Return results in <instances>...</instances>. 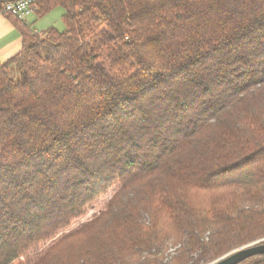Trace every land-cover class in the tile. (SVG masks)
Returning <instances> with one entry per match:
<instances>
[{
  "label": "trees",
  "instance_id": "16d2710c",
  "mask_svg": "<svg viewBox=\"0 0 264 264\" xmlns=\"http://www.w3.org/2000/svg\"><path fill=\"white\" fill-rule=\"evenodd\" d=\"M14 1L0 264L212 263L264 238V0H40L66 9L43 36Z\"/></svg>",
  "mask_w": 264,
  "mask_h": 264
},
{
  "label": "rangeland",
  "instance_id": "374dc122",
  "mask_svg": "<svg viewBox=\"0 0 264 264\" xmlns=\"http://www.w3.org/2000/svg\"><path fill=\"white\" fill-rule=\"evenodd\" d=\"M8 4V3H7ZM6 4V5H7ZM6 7V6H5ZM4 12L5 13H8L5 11L4 9ZM66 13V9L62 8V7H58V8H55L51 13H49L48 15L44 16V17H41L39 18L37 15H32L30 18H28L27 20H21V21H25L27 23H30V25H33L34 28H35V31L40 35V36H43L45 34V32L50 29V28H56L58 31L60 32H64L66 30V27L62 21V17L63 15ZM1 14V13H0ZM9 14V13H8ZM3 15V14H1ZM13 16V15H12ZM17 18V17H16ZM19 19V18H18ZM101 204V203H100ZM104 204V203H103ZM99 205V204H98ZM96 206V208H99V206ZM104 207V206H103ZM97 212H99V210H97ZM261 240H264L263 239H260V240H257L255 242H258V241H261ZM206 241H208V238H206ZM254 243V242H253ZM264 243V242H262ZM252 244V243H250ZM249 245V244H247ZM246 246V245H245ZM181 246H170L167 254H166V259L164 261V263L166 264L167 262H169L172 257H174L176 254H177V250L180 248ZM244 247V246H243ZM241 248V247H240ZM239 249V248H237ZM236 250V249H235ZM233 250V251H235ZM232 252V251H231ZM229 252V253H231ZM228 254V253H227ZM195 257H198V255H194ZM223 257V256H222ZM213 262V261H212ZM200 264H210V263H200Z\"/></svg>",
  "mask_w": 264,
  "mask_h": 264
},
{
  "label": "crops",
  "instance_id": "0c3cea01",
  "mask_svg": "<svg viewBox=\"0 0 264 264\" xmlns=\"http://www.w3.org/2000/svg\"><path fill=\"white\" fill-rule=\"evenodd\" d=\"M22 48V36L13 24L0 14V63L16 55Z\"/></svg>",
  "mask_w": 264,
  "mask_h": 264
},
{
  "label": "water",
  "instance_id": "95a60500",
  "mask_svg": "<svg viewBox=\"0 0 264 264\" xmlns=\"http://www.w3.org/2000/svg\"><path fill=\"white\" fill-rule=\"evenodd\" d=\"M262 242L264 240L236 249L210 264H241L252 257L264 256V243Z\"/></svg>",
  "mask_w": 264,
  "mask_h": 264
},
{
  "label": "built area",
  "instance_id": "2783aa9c",
  "mask_svg": "<svg viewBox=\"0 0 264 264\" xmlns=\"http://www.w3.org/2000/svg\"><path fill=\"white\" fill-rule=\"evenodd\" d=\"M40 0H17L9 2L5 11L21 20H27L38 12V2Z\"/></svg>",
  "mask_w": 264,
  "mask_h": 264
}]
</instances>
